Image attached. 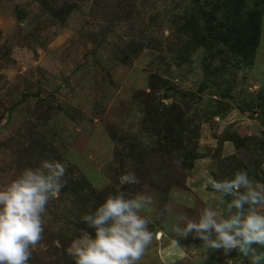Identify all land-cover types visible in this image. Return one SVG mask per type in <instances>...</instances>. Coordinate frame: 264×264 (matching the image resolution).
Wrapping results in <instances>:
<instances>
[{
  "label": "rangeland",
  "instance_id": "374dc122",
  "mask_svg": "<svg viewBox=\"0 0 264 264\" xmlns=\"http://www.w3.org/2000/svg\"><path fill=\"white\" fill-rule=\"evenodd\" d=\"M42 159L66 184L29 264H74L82 217L117 190L154 197L138 264H252L171 226L229 215L209 178L264 184V0H0V188Z\"/></svg>",
  "mask_w": 264,
  "mask_h": 264
},
{
  "label": "clouds",
  "instance_id": "9594fccd",
  "mask_svg": "<svg viewBox=\"0 0 264 264\" xmlns=\"http://www.w3.org/2000/svg\"><path fill=\"white\" fill-rule=\"evenodd\" d=\"M66 165L55 159H42L29 166L0 188V264H29L33 250L43 239L44 214L50 200L58 197L65 187ZM135 173H126L121 184H135ZM208 183L219 204L224 196L234 197L227 204L229 215L217 207L205 208L198 221L179 215L171 231L178 237L203 241L205 249L223 250L225 254L238 249L251 254L252 264H261L264 254H257L253 245L264 246V184L253 185L247 171L240 170L231 179L209 178ZM246 189L241 192L240 189ZM154 204L147 193L128 196L117 190L85 214L82 221L95 230L72 242L67 249L74 264H138L153 239L161 233L149 229L150 221L141 213ZM249 205L245 214L244 205ZM171 208V205H169ZM235 208V214L231 210ZM185 221L183 226L180 222ZM215 234V238H213Z\"/></svg>",
  "mask_w": 264,
  "mask_h": 264
},
{
  "label": "bare ground",
  "instance_id": "6f19581e",
  "mask_svg": "<svg viewBox=\"0 0 264 264\" xmlns=\"http://www.w3.org/2000/svg\"><path fill=\"white\" fill-rule=\"evenodd\" d=\"M161 236V235H160Z\"/></svg>",
  "mask_w": 264,
  "mask_h": 264
}]
</instances>
